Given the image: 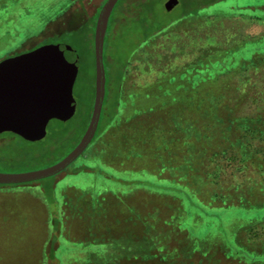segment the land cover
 I'll list each match as a JSON object with an SVG mask.
<instances>
[{"label":"rangeland","instance_id":"374dc122","mask_svg":"<svg viewBox=\"0 0 264 264\" xmlns=\"http://www.w3.org/2000/svg\"><path fill=\"white\" fill-rule=\"evenodd\" d=\"M71 1L0 0V60L14 52H23L41 44L70 45L80 59L73 87L76 101L74 116L65 122L51 120L47 125L46 136L40 141L30 143L15 139L9 147L0 148V173L35 172L57 164L78 145L89 125L95 94L93 18L104 0H75V4L70 7L77 9L78 13L62 14ZM227 1L190 0L188 6L195 8L201 4H211L201 14L218 16L222 34L235 36L236 26H242V34L264 36V21L243 15L245 7L229 8ZM240 1L258 3L264 0ZM179 4L171 11L173 15L183 12L182 0H179ZM119 11L115 10L113 16H119ZM192 20L194 24L199 18ZM240 20L244 24L238 26ZM110 45L106 42L104 50L108 82L110 64L107 57L111 54ZM184 60H188V57L181 61ZM134 74V81L139 83L143 77L137 71ZM256 107L244 106L241 115H254ZM103 111L99 133L106 139V151L98 148L102 139L98 142L94 140L77 160L55 176L27 185L0 186V264H85L83 257L86 260L87 253L79 249L111 242L117 236L118 231L114 230H120L121 227L139 231V227L132 223L141 217L135 212L142 210L143 213H149L158 201L153 204L150 199L142 202L145 196L153 194L180 200L186 219L183 221L181 217L183 214H180L179 201L168 199L167 203L162 204V199H159L161 204L158 211L153 212L156 213L154 220H149L148 224L153 234L150 241L153 247L146 260H122L118 264H250L246 259L232 257L237 248L228 241L235 237L237 224L264 219V208H245L241 205L209 208L202 205L197 194L180 181H160L144 170L122 169V162L132 161L125 152L130 141L137 142L132 135L149 139V131L161 129L166 124L160 120L165 115L146 111L131 117L132 122L125 123V118L123 125L119 123L109 128L112 129L111 136L107 137L104 130L108 126V118L104 122ZM112 112L108 110L106 115L109 117ZM208 116L207 129L198 130L202 138L194 141L205 147L206 144L213 147L215 142H219V115L214 119ZM183 126L190 129V120L183 122ZM4 137L11 136L7 134ZM159 140L153 135L152 142L155 145H152L155 149L158 148L156 143ZM145 149L149 150L147 145ZM203 151L200 156L204 155ZM217 151L219 144L213 150L207 148L210 157ZM216 162L219 165V159ZM222 178L233 185L248 183L242 172L232 168L227 169ZM127 180L129 182H125ZM146 181L156 191L149 189L151 187L143 188ZM195 186L199 192H205V188L207 191L209 187H205L203 178H197ZM196 215L209 218L204 220L198 217L197 221ZM190 224L193 228L191 233L188 228ZM108 228L114 231L113 235L110 233L112 236ZM238 237L239 245L246 250L261 253L264 250V223L262 228L258 225L250 233L243 234L240 231ZM136 242L142 246L144 241L139 238ZM213 244L217 246L209 249ZM152 255L156 257L151 258ZM94 257L100 258L97 254Z\"/></svg>","mask_w":264,"mask_h":264},{"label":"trees","instance_id":"16d2710c","mask_svg":"<svg viewBox=\"0 0 264 264\" xmlns=\"http://www.w3.org/2000/svg\"><path fill=\"white\" fill-rule=\"evenodd\" d=\"M189 1L182 0L183 12L180 15L167 12L164 8L165 0H119L114 7L104 42V50L106 42L111 44L112 49L107 57L110 76L109 82L106 78L102 108L104 122L108 118V129L104 131L110 137L112 129L109 128L119 123L123 125L125 118V123H129L131 117L141 112L157 111L165 115L160 120L166 124L161 129L149 131V139L132 135L137 142L130 141L129 147L125 149L127 157L132 161L122 162V169L144 170L160 181H180L197 194L202 205L209 208L238 205L264 208V36L242 34V26H236L235 36L222 34L219 31L218 16L201 14L211 4L191 8L188 6ZM105 2L101 3L93 18L92 41L96 19ZM71 4H75V0L62 10V14L78 13L77 9L70 7ZM227 4L229 8L245 7L243 15L264 21V1L244 3L230 0ZM251 8L254 10L250 11ZM115 10H120L119 16H113ZM197 18L199 20L193 24L192 19ZM242 21H238V26ZM185 57L188 60L181 61ZM134 71L143 77L139 83L134 81ZM246 105L257 106L254 115H241V108ZM108 110H113L109 117L106 115ZM208 115L213 119L219 115V142H215L213 147L207 144L205 147L194 141L202 138L198 130L207 129ZM188 119L191 128L185 129L183 122ZM153 135L160 138L156 143L157 149L152 145ZM9 136L0 140V148L9 147L15 139L29 142L14 134ZM100 139L104 142L99 143L98 148L106 151V139L99 133L98 125L92 142ZM218 144L219 151L210 157L207 148L213 150ZM145 145L149 150L146 151ZM202 151L204 155L200 156ZM218 159L219 165L216 162ZM229 168L242 172L248 183L233 185L228 180L224 182L222 176ZM197 178L204 179L205 187L209 186L207 191L206 188L205 192L196 189ZM145 183L143 188L151 187L149 189L156 191L150 182ZM149 199L151 204L156 201L158 204H153L149 213H143L142 210L135 212L141 217L132 223L139 227V231L121 227L120 230H114L118 232L111 242L79 249L87 253V259L83 257L84 263L118 264L122 260H146L153 247L150 242L153 234L148 224L149 220H154L156 213L153 212L158 211L159 199H162V204L167 203L168 199L180 202L153 194L145 196L142 203ZM180 208L184 221L186 216L181 202ZM201 216L196 215L195 219L209 218ZM263 223L264 219H261L235 226V237L228 241L237 248L232 257L246 259L250 264H264V250L261 253L250 252L239 245L238 237L240 231L243 234L250 233L258 225L262 228ZM98 224L101 226L100 222ZM191 226H188L190 233L193 229ZM107 231L113 235L114 231L109 228ZM139 238L144 241L142 246L136 242ZM216 246L210 245L209 249ZM230 250L233 252L232 247ZM96 254L100 258L96 259Z\"/></svg>","mask_w":264,"mask_h":264},{"label":"water","instance_id":"95a60500","mask_svg":"<svg viewBox=\"0 0 264 264\" xmlns=\"http://www.w3.org/2000/svg\"><path fill=\"white\" fill-rule=\"evenodd\" d=\"M118 1L106 0L96 20L93 36L94 104L89 125L80 142L66 157L49 168L28 173H0V185H21L55 176L77 160L92 142L106 92L105 36ZM178 4L179 0H167L164 8L171 12ZM79 66V55L67 44H46L1 61L0 134L10 132L26 141L36 142L46 136L51 120H70L76 111L73 87Z\"/></svg>","mask_w":264,"mask_h":264},{"label":"flooded vegetation","instance_id":"af4514ba","mask_svg":"<svg viewBox=\"0 0 264 264\" xmlns=\"http://www.w3.org/2000/svg\"><path fill=\"white\" fill-rule=\"evenodd\" d=\"M43 45H46V44H41V45H37L36 47H33V48H28L27 50H24L23 52H18V51H17V52H14L13 54L8 55V57H6V58L0 60V62L3 61V60H5V59H7V58L15 57V56H18V55H21V54H24V53L30 52V51H32V50H34V49H36V48H38V47H40V46H43ZM7 134H13V133H10V132H4V133H1V134H0V140L3 139V138H4V135H7ZM14 135H15V134H14ZM18 137H19V136H18ZM20 139H22V138L20 137Z\"/></svg>","mask_w":264,"mask_h":264}]
</instances>
